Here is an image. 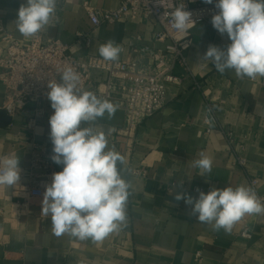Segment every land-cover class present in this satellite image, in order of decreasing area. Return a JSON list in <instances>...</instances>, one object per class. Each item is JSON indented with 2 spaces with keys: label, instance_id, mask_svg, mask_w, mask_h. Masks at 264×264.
<instances>
[{
  "label": "crops",
  "instance_id": "obj_1",
  "mask_svg": "<svg viewBox=\"0 0 264 264\" xmlns=\"http://www.w3.org/2000/svg\"><path fill=\"white\" fill-rule=\"evenodd\" d=\"M121 1L66 0L62 23L50 28V34L68 45L70 54L79 60L101 57V43L112 39L122 48L118 60L136 59L142 67L149 66L151 60L136 49H164L169 43L155 41L161 26L154 18L139 16L94 27L85 8L87 3L97 10L112 11ZM24 3L26 0H0V20L21 43L29 40L16 26L18 9ZM81 31L89 34L88 44L77 41ZM192 37L188 68L173 66L180 83L166 84L167 103L162 111L143 121L132 136L123 130L125 114L119 108L112 119L106 114L91 125L104 131L108 147L114 146L125 157L123 177L131 184L127 226L103 242L56 236L50 217L41 213L42 199L29 194L34 179L50 184L52 174L63 170L55 162L49 174L31 167L34 145L53 154L51 103L45 104L46 114L32 136L23 116L0 114V157L15 153L22 170L18 187L0 188V264H196L197 251H202L206 264H264V214L245 216L231 233L217 232L192 217L191 206L175 200L177 192L195 197L197 189L207 193L213 187L251 186L253 177L259 179L254 189L257 196L264 194V77L239 79L234 70L221 74L202 59L209 45L225 49L231 43L210 24H199ZM105 78L92 73L95 84ZM5 95L0 82V113L5 111ZM204 95L213 101L221 127L233 133L232 147L223 132L204 133ZM201 152L213 161L211 173L204 176L192 166ZM234 152L245 158V167L236 164ZM245 226L252 233L250 240L240 236Z\"/></svg>",
  "mask_w": 264,
  "mask_h": 264
},
{
  "label": "clouds",
  "instance_id": "obj_2",
  "mask_svg": "<svg viewBox=\"0 0 264 264\" xmlns=\"http://www.w3.org/2000/svg\"><path fill=\"white\" fill-rule=\"evenodd\" d=\"M212 4L213 0H203ZM165 7L168 0H156ZM58 0H26L17 13L16 26L22 37H31L48 26ZM219 9L213 27L231 41L225 49L209 45L202 56L225 74L234 70L239 79L264 77V0H216ZM171 28L184 39L195 26L192 13L183 2L168 13ZM99 55L117 61L122 48L114 40L101 43ZM62 82H48L47 93L54 113L50 116L51 159L63 170L52 174L43 194L41 213L50 217L56 236L68 235L80 241L103 242L110 234L127 226L126 208L131 184L123 177L125 157L108 147L106 133L91 126L107 114L112 119L119 105L94 92L82 90L80 75L72 67L61 72ZM87 125V126H86ZM192 166L204 176L212 171V158L203 152ZM20 157L11 153L0 157V188L18 187ZM179 185H182L179 184ZM198 195L177 192L175 200L191 206L190 215L212 230L231 233L245 216L264 214V200L251 186L211 188Z\"/></svg>",
  "mask_w": 264,
  "mask_h": 264
},
{
  "label": "built area",
  "instance_id": "obj_3",
  "mask_svg": "<svg viewBox=\"0 0 264 264\" xmlns=\"http://www.w3.org/2000/svg\"><path fill=\"white\" fill-rule=\"evenodd\" d=\"M66 0H58L55 16L51 23L38 34L29 37L27 42L21 43L15 36L6 31L0 20V82L5 86L4 109L11 117L23 116L25 128L29 135H33L41 119L46 114L45 104L50 102L47 93L50 89L48 82L56 80L62 82L61 72L66 67H72L80 75L82 90L94 91L100 98H106L118 104L124 111L125 123L123 130L128 136L134 135L139 125L162 111L166 106V84L180 83V79L173 75V66L178 64L188 68L187 53L193 45L192 30L201 23H208L212 27V17L219 9L203 0H168L165 7L156 3V0H122L119 8L112 11L97 10L85 5L91 23L94 27L113 25L121 20L154 18L161 26L155 35V41L169 43L164 49H155L149 46H140L136 49L139 55H144L151 60V64L142 67L136 59L106 61L102 57L90 56L87 60H79L69 52L70 47L50 34V28L62 23V13ZM183 2L186 10L192 13L195 21L187 36L179 38V34L171 28V17L168 15L174 6ZM214 28V27H213ZM215 29V28H214ZM90 42L89 34L85 31L77 33V41ZM137 41L141 37H136ZM134 47V44H130ZM98 72L105 75L99 83L92 81V73ZM200 89L201 85L197 84ZM206 113L203 118L204 133L213 131L223 132L232 147L234 144L233 133L221 127L217 119L216 108L207 95ZM51 103V102H50ZM242 150L243 147H240ZM236 164L245 167V158L236 152ZM53 154L48 153L43 147L34 145L32 170L43 169L51 173L54 168ZM136 174L145 175L137 171ZM35 178V177H34ZM47 182L34 179L29 194L34 199H42ZM250 184L256 189L259 179L250 178ZM264 200V194L259 195ZM240 236L250 240L252 233L245 226ZM196 264H206L202 251L195 253Z\"/></svg>",
  "mask_w": 264,
  "mask_h": 264
},
{
  "label": "water",
  "instance_id": "obj_4",
  "mask_svg": "<svg viewBox=\"0 0 264 264\" xmlns=\"http://www.w3.org/2000/svg\"><path fill=\"white\" fill-rule=\"evenodd\" d=\"M0 114H1L3 117H5V116L7 115L6 111H2ZM5 122H6V123L10 122V118L7 117L6 120H5Z\"/></svg>",
  "mask_w": 264,
  "mask_h": 264
}]
</instances>
